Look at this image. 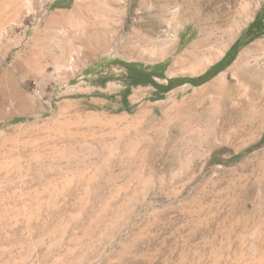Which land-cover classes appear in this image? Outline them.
Segmentation results:
<instances>
[{
	"label": "rangeland",
	"instance_id": "obj_1",
	"mask_svg": "<svg viewBox=\"0 0 264 264\" xmlns=\"http://www.w3.org/2000/svg\"><path fill=\"white\" fill-rule=\"evenodd\" d=\"M188 1L0 0V264H264V0Z\"/></svg>",
	"mask_w": 264,
	"mask_h": 264
},
{
	"label": "trees",
	"instance_id": "obj_2",
	"mask_svg": "<svg viewBox=\"0 0 264 264\" xmlns=\"http://www.w3.org/2000/svg\"><path fill=\"white\" fill-rule=\"evenodd\" d=\"M264 30V20L262 17L256 16L255 19L249 24L247 27L245 34H249L252 31H257L256 33L261 35ZM257 37V36H255ZM239 39H237L229 48V50L225 53L223 58L219 60L217 63L213 64L211 67H209L204 73L196 76V77H178V78H170L168 79L166 84L159 83L155 78H165V75L163 71L157 72V69L159 66H155L153 70L146 71L141 68H138L134 64H126V68L129 70L131 74H133V82L132 85H139V84H144V85H152L155 87V94L156 98H161L162 95L174 88L175 86H178L183 83L190 82L194 85L201 84L207 80H209L211 77H213L218 71H220L221 65L225 60L228 59L227 64L232 61L234 58L235 54L238 52L239 48ZM226 64V65H227ZM130 93V87H127L123 93V102L128 105V95Z\"/></svg>",
	"mask_w": 264,
	"mask_h": 264
},
{
	"label": "bare ground",
	"instance_id": "obj_3",
	"mask_svg": "<svg viewBox=\"0 0 264 264\" xmlns=\"http://www.w3.org/2000/svg\"><path fill=\"white\" fill-rule=\"evenodd\" d=\"M189 1L188 0H165V2H164V4H163V8L165 9V10H167L169 13H170V16H171V18H172V20H178V22H184V20H183V16L181 15V12H184L185 10H189ZM256 46H257V44H254V45H252L250 48H247V49H245V50H243L240 54H239V58H238V61H237V63L235 64V67H236V69L235 70H237V72H240V71H243V69H245L246 68V66H247V63H248V60H249V58H251L252 56H253V54L255 53V51H256ZM187 54H189V55H191V56H193L194 58H195V60H196V58H197V55L194 53V52H192V51H185L184 52V54H182V55H187ZM177 64H179V63H184V64H186V63H189V61L185 58V57H181V58H179V60L176 62ZM192 63V62H191ZM200 63V65H199V68H201L202 66H203V64L201 63V62H199ZM183 66V65H182ZM194 66V65H193ZM196 69V68H195ZM192 70V69H191ZM236 77V79H239V74L237 73V74H234ZM223 78H226V76H223ZM219 84H218V89H216L215 91H213V97H217L218 95H219V97L218 98H222L224 95H226V93H225V90L230 86V84L232 83L231 81H229V82H226L225 80H220L219 82H218ZM212 87H214V85L212 86H210V87H207V88H205L204 90H203V92H205L204 93V95L205 94H207L208 92H209V89L210 88H212ZM202 92V91H201ZM226 92H227V90H226ZM227 97H228V95H227ZM225 98V97H224ZM195 100V99H194ZM217 100V99H216ZM193 102V101H192ZM214 103V102H213ZM212 103V104H213ZM182 106V105H181ZM188 106V105H187ZM210 107V106H209ZM178 108V107H177ZM188 108H189V106H188ZM185 109V108H184ZM182 111H183V109H182ZM189 113V112H188ZM207 113V112H206ZM199 115V114H198ZM185 117H186V115H185ZM193 117V116H192ZM180 118H181V116H179L177 119H179L180 120ZM191 120V119H190ZM189 120V121H190ZM195 120V119H194ZM188 129V128H187ZM187 129H186V127H181L180 128V137H179V139H182V141L183 142H189V140L188 139H183L186 135H185V132L187 131ZM211 130V129H210ZM211 132V131H210ZM187 134V133H186ZM182 135V136H181ZM185 135V136H184ZM190 138V137H189ZM195 139V138H194ZM180 142V141H179ZM180 144V143H179ZM213 148V147H212ZM262 159H263V161H261V162H259L260 164H259V166L262 168V169H264V167H263V165H264V152L262 153Z\"/></svg>",
	"mask_w": 264,
	"mask_h": 264
}]
</instances>
